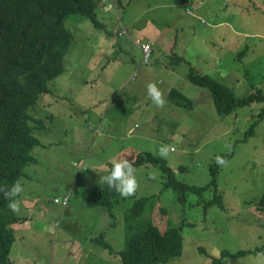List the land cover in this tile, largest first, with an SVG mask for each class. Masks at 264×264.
I'll use <instances>...</instances> for the list:
<instances>
[{"label": "rangeland", "instance_id": "374dc122", "mask_svg": "<svg viewBox=\"0 0 264 264\" xmlns=\"http://www.w3.org/2000/svg\"><path fill=\"white\" fill-rule=\"evenodd\" d=\"M100 6L103 27L77 14L65 19L73 41L64 71L49 82L51 93L28 108L44 126L35 131L36 161L19 181L15 214L27 219L14 224L12 262L121 264L124 210L155 194V206L145 207L138 220L161 231L185 224L179 229L181 254L157 264H213L222 250L263 245L264 215L255 207L264 192V113L258 117L264 102L218 114L209 91L187 73L193 68L208 74L237 97L257 88L264 93V0H104ZM137 38L151 42L148 62ZM149 84L161 91L163 107L148 95ZM172 88L192 106L176 105L168 97ZM163 146L169 154L162 158L175 177L198 187L209 183L215 159L230 154L217 171L223 208L211 203L204 209L212 188L201 196L188 191L179 200L173 189H163L165 174L155 162L135 166L138 187L132 196L112 199V216L92 204L109 163L132 161L141 152L160 156ZM65 195V206L54 202ZM101 232L112 252L93 241ZM222 261L264 264V252Z\"/></svg>", "mask_w": 264, "mask_h": 264}, {"label": "trees", "instance_id": "16d2710c", "mask_svg": "<svg viewBox=\"0 0 264 264\" xmlns=\"http://www.w3.org/2000/svg\"><path fill=\"white\" fill-rule=\"evenodd\" d=\"M101 1L0 0V264H14L10 259L15 241L13 225L27 219L11 211L8 206L10 201L5 199L4 193L25 176V166L36 161L32 149L40 141L35 131H41L44 126V121L33 117L28 108L36 104L42 94L51 93L49 82L64 71L65 55L73 41L65 19L70 14H77L90 20L95 27H103L97 16ZM174 60H171L172 64ZM187 78L209 91L215 109L221 115L254 102H264V93L260 88L237 97L228 85L193 68L189 69ZM168 97L178 106L191 107L193 104L175 88L170 89ZM263 113L264 108L258 117L261 118ZM254 124L249 129L250 135L254 133ZM229 155L222 154L219 157L225 162ZM217 158L210 167L209 183L202 187L178 180L166 160L151 152L138 153L130 162L134 167L143 162H155L165 174L163 189H173L179 200L188 191L201 196L205 190L212 188L214 197L205 202L206 209L211 203L223 208L221 194L217 193L216 187L217 171L221 165L217 163ZM109 168L110 173L112 163H109ZM116 196L118 192L115 189L110 190L103 184L92 204L103 206L112 216V205L116 201L112 199ZM158 198V194L139 197L124 210V247L117 252L121 264L167 263L181 254L182 236L179 229L184 223L161 231L150 220H138L144 208H153ZM255 209L264 215V192ZM93 241L113 251L102 232L93 237ZM259 252H264V244L254 250L235 253L222 250L219 257L211 261L213 264H223L225 256L239 257Z\"/></svg>", "mask_w": 264, "mask_h": 264}, {"label": "clouds", "instance_id": "9594fccd", "mask_svg": "<svg viewBox=\"0 0 264 264\" xmlns=\"http://www.w3.org/2000/svg\"><path fill=\"white\" fill-rule=\"evenodd\" d=\"M103 1L104 0H102L100 4ZM99 7L101 8V6ZM134 42L138 44L140 48H141V43H148L151 49V42L148 40L145 41V40H141L137 38L136 40H134ZM150 54H151V51H150ZM147 90H148V95L151 97L153 103L158 107H163L165 104V100L163 98L161 91L158 89V87L155 84H149L147 86ZM159 154L161 157H167L169 154V147L168 146L161 147L159 150ZM217 163L222 164L224 163V161L222 158L218 157ZM75 164L78 165L77 162H75ZM79 169H81V166ZM83 169H85V167H83ZM135 172H136V169L133 166V163L130 162L127 158L123 160H116L112 163V168H111L110 173L100 178V183L107 185V187L110 190L115 189V191L118 192L122 197L127 198L129 196H132L138 187V182L136 179ZM22 191H23V188L21 184L16 183L12 186V188L9 191L4 193L5 199L10 201L8 206L11 209V211L14 213L20 212V201L15 198L18 197L22 193ZM64 197H67V201L65 204L62 203V200L64 199ZM55 199H54V202H61L63 206H65L68 202L67 195L63 196L62 199L58 198L57 201Z\"/></svg>", "mask_w": 264, "mask_h": 264}, {"label": "built area", "instance_id": "2783aa9c", "mask_svg": "<svg viewBox=\"0 0 264 264\" xmlns=\"http://www.w3.org/2000/svg\"><path fill=\"white\" fill-rule=\"evenodd\" d=\"M123 29L126 31L124 26H123ZM141 48H142V52H143L144 62H147L149 59V56H150V51H151L150 45L148 43H141ZM55 200L57 201L58 199H55ZM66 201H67V197H64V199L62 200V203L65 204Z\"/></svg>", "mask_w": 264, "mask_h": 264}, {"label": "crops", "instance_id": "0c3cea01", "mask_svg": "<svg viewBox=\"0 0 264 264\" xmlns=\"http://www.w3.org/2000/svg\"><path fill=\"white\" fill-rule=\"evenodd\" d=\"M189 4V2L187 1V3H186V6ZM101 9V8H100ZM102 10V9H101ZM148 40V39H147ZM149 41V40H148ZM28 202H30V201H28ZM14 226V225H13ZM69 254H72V253H69Z\"/></svg>", "mask_w": 264, "mask_h": 264}]
</instances>
